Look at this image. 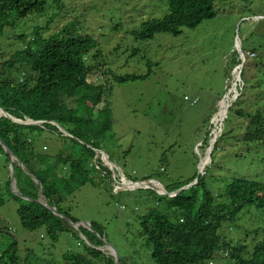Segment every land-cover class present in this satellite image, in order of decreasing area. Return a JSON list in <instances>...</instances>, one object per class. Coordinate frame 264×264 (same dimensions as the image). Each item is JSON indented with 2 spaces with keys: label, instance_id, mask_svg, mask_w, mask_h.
<instances>
[{
  "label": "trees",
  "instance_id": "1",
  "mask_svg": "<svg viewBox=\"0 0 264 264\" xmlns=\"http://www.w3.org/2000/svg\"><path fill=\"white\" fill-rule=\"evenodd\" d=\"M166 2L169 7L167 14L144 21L140 28L132 30L136 39H154L155 34L160 32L179 35L184 27L195 28L217 13L216 0ZM94 5L98 7L101 3H93L92 0H0V40L10 45L4 55L7 56L5 65L0 67V110L4 108L20 118L55 120L72 135H63L59 126L49 122L41 126L19 123L1 116L0 137L23 164L21 166L15 162L17 186L25 196L38 199L39 186L29 173L36 176L42 182L45 200L52 206L57 205L61 213L78 223L89 240L77 238L78 246L82 249H67L61 257L56 256L55 249L44 239L39 242L41 250L27 249L25 257L18 252L17 242H13L1 251L0 264H115L111 255L96 247L105 243L104 225L98 221L83 224L61 209L62 200L83 185L90 183L101 189L100 184L106 187L104 181L111 178L118 182L121 179L113 166L92 164L96 155L94 147H100L107 134H111L116 83L139 78L129 73L116 75L106 64L107 55L98 46L97 40L90 34L79 32L82 23L80 13L88 8L95 9ZM39 16L41 21H33ZM56 26L58 28L53 30ZM258 46L264 51V42ZM263 60L264 57L260 60L264 66ZM256 75L259 77L254 82ZM243 78L246 84L262 86L264 71H254L251 61H247ZM246 88L247 85L224 120V127L229 120H236L224 132L225 138L233 145L236 168L246 150L257 157L264 153V103L250 112L246 105ZM185 98L189 99L187 96ZM199 101L197 96L191 103L197 104ZM237 125H240V132L233 129ZM243 128L245 132H242ZM57 132L63 140L60 148L56 152L44 151L41 137ZM234 134H239L238 140H233ZM0 154L4 155L9 166L10 155L1 144ZM256 163L261 165L264 161ZM213 164L215 154L212 164L206 166L201 174L196 169L191 176L177 182L176 187L197 178L194 185L171 200L172 205L182 209L178 219L170 220L169 213L158 211L156 207L148 208L140 216V225L153 246L152 256L157 264L199 263L211 258L218 245L226 257L229 255L228 264H264V235L247 251L226 239L219 240L222 236L219 231L224 222L233 220L240 210L252 205L258 209L264 208V179L259 174L250 178L247 174L234 176L225 190L215 192L211 184L214 177H209L213 176ZM6 172L9 179L0 180V207L5 203L4 190L12 192L11 173L8 169ZM128 178L140 184L150 176ZM106 191L114 199L122 193L116 192L114 186ZM12 196L19 201L18 210L24 228L36 227L38 221L34 220H40L49 228L57 224L58 229L62 228V222H66V219L55 215L50 208L36 200H26L14 193ZM218 256H222L221 253ZM123 260V256H120V264H127Z\"/></svg>",
  "mask_w": 264,
  "mask_h": 264
},
{
  "label": "rangeland",
  "instance_id": "2",
  "mask_svg": "<svg viewBox=\"0 0 264 264\" xmlns=\"http://www.w3.org/2000/svg\"><path fill=\"white\" fill-rule=\"evenodd\" d=\"M92 1L101 5H94L95 9L88 8L80 13L82 23L79 32L90 34L97 40L98 46L107 55L106 64L116 75L129 73L139 76L133 81L116 83L112 105L113 128L111 134H107L103 146L108 154L100 153V158L96 155L92 164L101 162L105 167H116L117 164L128 177L143 179L152 176L165 185L188 178L196 169L204 170L207 165L210 166L212 154L200 157L205 155L211 143L209 138L214 135L217 138L219 132L207 119L217 112L214 123L218 126L222 122L215 106L226 96L239 64L238 36L244 38L245 53L249 48L264 42V18L253 19L264 15V0H216L215 17L204 20L195 28L184 27L179 35L160 32L155 34L154 39L147 40L136 39L132 30L140 28L144 21L167 14L169 7L166 0ZM41 16L33 21L39 20ZM56 28L58 26L53 30ZM9 47V43L0 40V67L5 65L7 56L4 55ZM247 57L254 71H264L257 56ZM258 77H254V82ZM241 85H244V81ZM230 92L235 94L233 86ZM197 96L200 98L199 103L192 104L193 98ZM245 97L248 99L246 105L249 111H255L264 103V84L262 87L251 85L249 90H245ZM229 99L230 96H227L220 109L229 106ZM14 110L21 112L19 109ZM49 113L52 115L50 109ZM235 122L229 120L222 127V134ZM233 129L240 132V125ZM208 131L209 141L204 144L203 139ZM61 132L65 136L68 134ZM242 132H245V128ZM57 134L59 132L41 137L44 151L56 152L60 148L63 140ZM197 144L199 149L196 148ZM228 144L226 147L221 142V149L217 152L216 149L212 152L214 143L208 147L209 153H216L215 164L212 165L213 176H209L214 177L211 184L215 192L225 190L234 176L247 174L250 178L259 174L264 179V164L256 163L264 161V153L257 157L252 151L246 150L242 160L247 162H238L239 167L236 169L232 143ZM202 159L206 161L201 168ZM16 163L23 166L20 161ZM59 167L63 168L62 165ZM6 169L10 171L4 155L0 154L1 181L9 179ZM114 169L122 179V172ZM104 182L107 188L102 184L101 189L90 183L83 185L67 197L65 206L83 222L102 223L108 244L129 263L156 264L151 257L152 244L140 233V216L150 207L165 208L166 199L151 188H122L119 191L116 188V192L122 193L114 199L106 190L114 186L116 181L110 178ZM11 190L10 193L4 190L5 203L0 207V253L11 243L17 242L18 252L23 255L27 248L39 245L44 228L29 231L22 226L17 211L19 203L12 196V182ZM219 232L222 235L219 240L226 239L233 245L255 243L264 235V208L258 209L254 205L243 208L233 220L225 221ZM66 237L68 235L64 233L58 242L65 243ZM69 242L77 243L73 240ZM66 249L55 248V253L61 257ZM104 252L108 254L107 249ZM222 252L218 245L211 258L195 264H228L230 259ZM219 253L222 256H218Z\"/></svg>",
  "mask_w": 264,
  "mask_h": 264
},
{
  "label": "clouds",
  "instance_id": "3",
  "mask_svg": "<svg viewBox=\"0 0 264 264\" xmlns=\"http://www.w3.org/2000/svg\"><path fill=\"white\" fill-rule=\"evenodd\" d=\"M262 18H264V15H258V16H255V17H253V19L254 20H260V19H262ZM241 39V40H240ZM237 52H238V54H239V57H240V60H239V64H238V66H237V71H238V74H237V78H236V75H235V73H234V78H233V80H232V84L228 87V89H227V93H226V96L222 99V102L224 101V100H227V96H230V99L228 100V103H229V108H228V112H227V115H226V117L223 119V121L218 125V126H216V124L213 122V118H214V116L217 114V112L214 114V116H210L209 117V121H210V124H212V126L213 127H215V129H216V132H219V134H218V136H217V138H215L214 139V141L212 142V140H213V138H212V136L209 138L210 139V142L211 143H214V146H213V148L214 149H212V152H213V150H215L216 149V152L218 151V150H220L221 149V147H220V144H221V142H222V144L223 145H225L226 147H228L229 146V144H228V142H230L228 139H226L225 138V136H224V132H223V134H222V127L224 126V120L228 117V113H229V109H230V107H232L233 105H234V103H236L237 102V100L240 98V96H241V94H242V92H243V90H244V87H245V85H247V88H246V90H249V88H251V85L249 84V83H247L246 84V81L244 80V78H243V70H244V68H246V65H247V60H249L248 59V57H247V55L249 56V57H251V58H254V57H258L260 60L264 57V51L262 50V49H260V46H254V47H252V48H249L248 50H247V52L245 53V49H244V38H242L240 35L238 36V38H237ZM257 52H258V55H257ZM254 60H256V59H254ZM236 72V71H235ZM242 81H244V85L242 86L241 85V82ZM234 82H235V87H236V89H237V93L236 94H232L231 92H230V89L232 88V86L234 85ZM262 87V86H261ZM221 102V103H222ZM221 103L218 105L219 107H218V110H219V108H220V105H221ZM216 110V109H215ZM217 110V111H218ZM215 112V111H214ZM213 112V113H214ZM11 114V113H10ZM13 116H15V115H13ZM17 117V116H16ZM18 118H20V117H18ZM21 119H23V120H25V121H27V120H29V119H32V118H29V117H25V118H21ZM32 120H36V121H38L39 123H44V122H49V123H52V124H54V125H57V124H59L60 126H61V124L59 123V122H57V121H55V120H47V119H32ZM26 124V123H25ZM34 125H36V124H34ZM215 125V126H214ZM63 127V126H62ZM66 129V128H65ZM66 132H68V133H70L67 129H66ZM207 135H205V138L203 139L204 140V144H208V141H209V139H208V134H209V131L206 133ZM211 135V134H210ZM67 136H70V135H67ZM215 136V135H214ZM213 136V137H214ZM219 140H221L220 141V143H218L219 142ZM211 143H210V145H211ZM231 143V142H230ZM209 145V146H210ZM103 146H104V142L100 145V147H94L95 148V151H96V155H97V158H100V153H102L103 155H105V153L106 154H108L107 153V151H105L104 149H103ZM208 146V147H209ZM206 148L207 150H206V153H205V155H201V157H200V159L203 157V156H206L207 154H208V156L209 155H211L212 154V156H210L211 157V159H212V157H213V153H209L210 152V149L209 148ZM196 148L197 149H199V144H197L196 145ZM231 148H233V145L231 144ZM197 152V151H196ZM14 153V152H13ZM199 153V152H198ZM216 154V153H215ZM14 155L16 156V154L14 153ZM95 155V156H96ZM200 155V154H199ZM232 155H233V159H235V152H233L232 153ZM17 157V156H16ZM110 157V156H109ZM18 158V157H17ZM13 159H15L14 157H13ZM94 159H95V157H94ZM10 160H11V156H10ZM18 161H20L19 159H15V161L13 162V164L15 165V162H18ZM241 161V163L240 164H242V163H244L246 160H240ZM110 162H112V159H111V157H110ZM99 164H101V165H103L101 162L99 163ZM212 164V163H211ZM236 165V164H235ZM105 166V165H104ZM108 166H113V165H108ZM208 166V165H207ZM114 168H117L118 170H120L121 172H122V175H124V178L127 180V181H131L128 177H127V175H126V173H124L122 170H121V167L119 166V165H117L116 164V167L115 166H113ZM206 168V167H205ZM204 168V169H205ZM237 169V168H236ZM115 170V169H114ZM199 171V170H198ZM203 170L201 169V172H202ZM11 174H12V172H11ZM199 174V173H198ZM201 174V173H200ZM29 175L32 177V176H34L33 174H30L29 173ZM33 178V177H32ZM33 180L37 183V185L39 186V184H38V181H40L39 179H37L36 178V176H34V178H33ZM148 179H146V180H142V181H140L139 183L140 184H138L137 186H135V187H133V188H129V187H126V186H124V183H123V181H122V179L120 180V181H118V182H116L115 184H114V188H115V190H116V188H118V191L120 190V189H122V188H124L125 190H131V189H136V188H151V189H157L156 190V192L161 196V198H165L166 199V207L165 208H163V209H158V208H156V210H158V211H163V212H165V213H169L168 214V217H169V219L170 220H173V221H175L176 219H178L179 217H180V215H181V213H182V209H180V207L179 206H174V205H172V203H171V200L172 199H174V198H176L178 195H180L186 188H189L190 186H192V185H194L196 182H197V178H196V180H194V181H192V182H190V183H188V184H185V185H182V186H178V187H176L177 186V182L180 180V179H178V180H176V181H174V182H171V183H169L168 185H165L160 179H158V178H156V177H150L149 178V180L147 181ZM153 181H157V182H159V184H160V186L159 185H156ZM41 182V181H40ZM131 182H134V181H131ZM41 184H42V182H41ZM14 186V184L12 183V189H13V192L15 193V194H17V195H19L20 197H22V198H24V199H26V200H36V201H38V202H40V203H42V204H44V205H46L48 208H50V207H54V208H56V210H57V212H54L51 208V210L56 214V215H63V213H61L60 212V210L58 209V207L57 206H55V205H50L49 203H48V201L47 200H45V195L43 194V185H42V189L40 190V197L38 198V199H33V198H31V197H28V196H25L23 193H21L18 189H17V187H15ZM171 187H174L173 189L171 188ZM39 189H40V186H39ZM40 198H42V200H40ZM241 211V210H240ZM239 211V212H240ZM238 215V214H237ZM181 220H183V219H181ZM80 222L81 223H83V224H88V225H90L91 223H87V222H83V221H81L80 220ZM74 225L77 227V229H78V231H79V235L81 236V237H83L84 239H86V236H85V234L83 233V230L81 229V226L78 224V223H74ZM140 233H141V235H143V236H145L146 238H147V240L149 241V238H148V235L145 233V231L144 230H142V226H141V231H140ZM105 239V243H104V245L103 246H96L98 249H100L101 251H105V249H107V251H108V254L109 255H111L112 256V258H114V260H116V258H115V248L113 247V246H111L110 244H108V242L106 241V238H104ZM86 241H88L87 239H86ZM253 243H251V244H247V245H241V244H238V246H239V248L241 249V250H244V251H247V250H249L250 248H251V245H252ZM115 249V250H114ZM117 251V250H116ZM152 254H153V246H152ZM152 254H151V257H152V259L154 260V258H153V256H152ZM222 255V254H221ZM118 257H119V259H120V254L118 253ZM227 257H229V255L227 256ZM154 262L156 263V261L154 260ZM212 263V262H211ZM157 264V263H156Z\"/></svg>",
  "mask_w": 264,
  "mask_h": 264
},
{
  "label": "crops",
  "instance_id": "4",
  "mask_svg": "<svg viewBox=\"0 0 264 264\" xmlns=\"http://www.w3.org/2000/svg\"><path fill=\"white\" fill-rule=\"evenodd\" d=\"M238 136H239V134H234L233 135V140H238ZM12 168L13 169H11V164L9 165V169H10V171L11 172H13V175H14V177H15V183H14V186L15 187H17V189L19 190V188H18V186H17V181H16V171H15V165L13 164L12 165ZM27 172V171H26ZM11 178H12V175H11ZM79 189V188H78ZM77 189V190H78ZM40 190V189H39ZM20 191V190H19ZM21 192V191H20ZM75 192V191H74ZM74 192H72L71 194H69L68 196H70V195H72ZM14 193V192H13ZM22 193V192H21ZM15 194V193H14ZM16 196H18V197H20L19 195H17V194H15ZM68 196H66L63 200H62V203H61V209L62 210H65V211H68L69 213H70V216L72 217V218H77V217H75V216H73L72 215V213H71V211H70V209L69 208H67L66 206H65V201H66V199H67V197ZM20 198H22V197H20ZM24 199V198H23ZM16 200V199H15ZM18 201V200H17ZM18 203H19V201H18ZM57 206V205H56ZM19 207V206H18ZM58 207V206H57ZM17 211H18V214H19V216H20V212H19V210L17 209ZM56 215V214H55ZM57 216H59V217H61V218H64V219H66V222H62V228L61 229H58L56 226H57V224L55 225V227H52V228H49L46 224H44V223H42L40 220H34V221H38V225L36 226V227H33V229H27V230H29V231H35V230H37V229H39V228H44V233H42L41 234V237L43 238V239H46L44 242H47L48 241V243L55 249H60L61 247H64V248H68V249H77V250H80V249H82L80 246H78V244H79V240L77 239V238H81V239H84L83 237H81L80 235H79V231H78V229H77V227L74 225V221L69 217V216H67V215H65V214H63L62 216L61 215H57ZM20 220H21V218H20ZM62 221V220H61ZM92 222V221H91ZM91 222H88V223H91ZM22 224V223H21ZM64 233H66L67 235H68V237H66L65 239H66V242L65 243H62V241L61 242H58L59 240H60V238L63 236V234ZM54 237H55V239H54ZM86 239H87V237H86ZM86 239H84L85 241H86ZM70 240H73V241H77V243L76 244H71L69 241ZM88 240V239H87ZM89 241V240H88ZM54 242V243H53ZM90 243V245H92L91 244V242H89ZM18 245V244H17ZM92 246H94V245H92ZM27 249H33V250H41V246H40V243H39V245L37 246V247H31V248H27ZM26 249V250H27ZM18 250H19V247H18ZM25 250V251H26ZM67 250V249H66ZM66 250H64L62 253H64ZM100 250V249H99ZM25 251H24V254L23 255H25ZM50 256H52V254L50 253V251L49 250H47L46 251ZM22 255V256H23ZM57 256V255H56ZM124 258V257H123ZM125 260V259H124ZM123 260V261H124ZM126 261H127V264H133V263H129L128 262V260L126 259ZM115 264H116V260H115ZM119 264H120V259H119Z\"/></svg>",
  "mask_w": 264,
  "mask_h": 264
},
{
  "label": "water",
  "instance_id": "5",
  "mask_svg": "<svg viewBox=\"0 0 264 264\" xmlns=\"http://www.w3.org/2000/svg\"><path fill=\"white\" fill-rule=\"evenodd\" d=\"M2 110H3V114H2V116H5V117H7V118H10V119H12L13 121H16V122H19V123H26V124H38L39 122L38 121H36V120H32V119H29V120H27V121H25V120H23V119H21V118H18V117H16V116H13L12 114H10L8 111H6L4 108H1ZM57 126H59L60 127V129L62 130V131H64V132H66V129L64 128V127H62V126H60L59 124H57ZM67 135H70V136H72L70 133H68ZM0 144H1V146L5 149V151L8 153V154H10V156H11V169H13L12 168V165H13V162L15 161V159H18L15 155H14V153H13V151L5 144V142L3 141V139L0 137ZM13 157L15 158V159H13ZM198 173L200 174L201 173V170H199L198 171ZM33 178H34V176H32ZM12 183L14 184L15 183V177H14V175H13V172H12ZM38 184H39V186H40V190L42 189V184H41V182L40 181H38ZM54 212H57V210H56V208H54V207H50ZM115 250V249H114ZM115 258H116V264H119V257H118V252L115 250Z\"/></svg>",
  "mask_w": 264,
  "mask_h": 264
},
{
  "label": "bare ground",
  "instance_id": "6",
  "mask_svg": "<svg viewBox=\"0 0 264 264\" xmlns=\"http://www.w3.org/2000/svg\"><path fill=\"white\" fill-rule=\"evenodd\" d=\"M237 71V70H236ZM236 74V78H237V74H238V71L237 72H235ZM235 83H234V85H233V89H234V91H235V94L237 93V89L235 90ZM228 108H229V106L227 105V107L225 108V109H219V111H218V115L219 116H221V121H223V119L226 117V115H227V112H228ZM221 110V111H220ZM4 112L3 111H1L0 110V115L1 114H3ZM213 122H214V120H213ZM214 139H215V136L213 137V140H212V142L214 141ZM206 160H204V159H202L201 160V162H200V167L202 168V166H203V164H204V162H205ZM122 180L125 182V183H127L128 184V186H129V188L131 187V188H133V187H135V186H137L138 184L137 183H133V182H129V181H127L125 178H124V175H122ZM154 182V181H153ZM155 183V182H154ZM132 184V185H131ZM156 184V183H155ZM156 185H158V184H156ZM160 186V185H159Z\"/></svg>",
  "mask_w": 264,
  "mask_h": 264
}]
</instances>
